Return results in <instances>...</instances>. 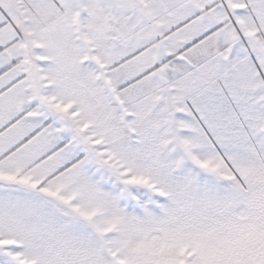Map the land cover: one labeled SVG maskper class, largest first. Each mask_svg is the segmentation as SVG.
<instances>
[{
  "label": "snow or ice",
  "instance_id": "6c2138e0",
  "mask_svg": "<svg viewBox=\"0 0 264 264\" xmlns=\"http://www.w3.org/2000/svg\"><path fill=\"white\" fill-rule=\"evenodd\" d=\"M0 264H264V0H0Z\"/></svg>",
  "mask_w": 264,
  "mask_h": 264
}]
</instances>
